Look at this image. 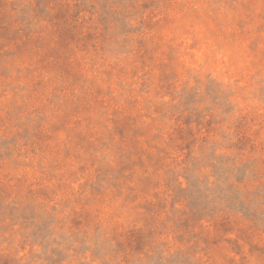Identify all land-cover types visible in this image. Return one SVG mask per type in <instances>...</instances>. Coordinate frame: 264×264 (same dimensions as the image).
<instances>
[{
    "label": "rangeland",
    "instance_id": "374dc122",
    "mask_svg": "<svg viewBox=\"0 0 264 264\" xmlns=\"http://www.w3.org/2000/svg\"><path fill=\"white\" fill-rule=\"evenodd\" d=\"M0 264H264V0H0Z\"/></svg>",
    "mask_w": 264,
    "mask_h": 264
}]
</instances>
